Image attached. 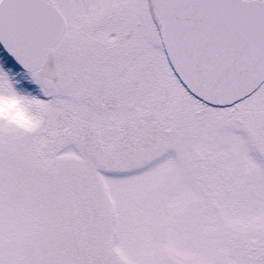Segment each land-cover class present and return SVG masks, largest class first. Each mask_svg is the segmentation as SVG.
<instances>
[{
    "label": "snow or ice",
    "instance_id": "1",
    "mask_svg": "<svg viewBox=\"0 0 264 264\" xmlns=\"http://www.w3.org/2000/svg\"><path fill=\"white\" fill-rule=\"evenodd\" d=\"M5 95L0 264H264V0H0Z\"/></svg>",
    "mask_w": 264,
    "mask_h": 264
},
{
    "label": "clouds",
    "instance_id": "2",
    "mask_svg": "<svg viewBox=\"0 0 264 264\" xmlns=\"http://www.w3.org/2000/svg\"><path fill=\"white\" fill-rule=\"evenodd\" d=\"M0 119L27 126L34 117L27 106L5 95V99L0 101Z\"/></svg>",
    "mask_w": 264,
    "mask_h": 264
},
{
    "label": "rangeland",
    "instance_id": "3",
    "mask_svg": "<svg viewBox=\"0 0 264 264\" xmlns=\"http://www.w3.org/2000/svg\"><path fill=\"white\" fill-rule=\"evenodd\" d=\"M29 89H32V88H29Z\"/></svg>",
    "mask_w": 264,
    "mask_h": 264
}]
</instances>
